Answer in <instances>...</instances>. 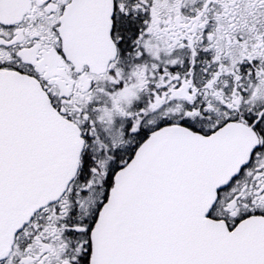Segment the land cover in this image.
<instances>
[{
	"label": "snow or ice",
	"instance_id": "snow-or-ice-1",
	"mask_svg": "<svg viewBox=\"0 0 264 264\" xmlns=\"http://www.w3.org/2000/svg\"><path fill=\"white\" fill-rule=\"evenodd\" d=\"M0 264H264V0H0Z\"/></svg>",
	"mask_w": 264,
	"mask_h": 264
}]
</instances>
